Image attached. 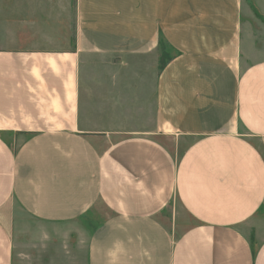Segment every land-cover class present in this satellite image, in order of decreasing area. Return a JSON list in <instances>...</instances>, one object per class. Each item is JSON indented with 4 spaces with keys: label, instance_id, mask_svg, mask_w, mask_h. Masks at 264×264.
<instances>
[{
    "label": "crops",
    "instance_id": "0c3cea01",
    "mask_svg": "<svg viewBox=\"0 0 264 264\" xmlns=\"http://www.w3.org/2000/svg\"><path fill=\"white\" fill-rule=\"evenodd\" d=\"M262 37L264 0H0V264H264Z\"/></svg>",
    "mask_w": 264,
    "mask_h": 264
},
{
    "label": "rangeland",
    "instance_id": "374dc122",
    "mask_svg": "<svg viewBox=\"0 0 264 264\" xmlns=\"http://www.w3.org/2000/svg\"><path fill=\"white\" fill-rule=\"evenodd\" d=\"M257 32L261 36V31L259 32L256 30V35ZM260 44L264 47L263 37ZM140 68L142 70V67ZM140 68L138 67V69ZM101 69L104 71V77H109L108 72L110 73L112 69L108 67H102ZM153 69H158V67H153ZM169 210L170 207L168 208V211ZM7 211L10 212V209ZM21 214V220H19L17 224V250L31 252L34 249L48 250L68 248L77 251L83 257L86 240L92 228L88 220H78L70 224L59 226L34 220L26 213ZM68 235L71 236L70 239Z\"/></svg>",
    "mask_w": 264,
    "mask_h": 264
}]
</instances>
